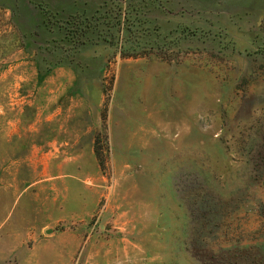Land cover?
Listing matches in <instances>:
<instances>
[{
    "label": "rangeland",
    "instance_id": "1",
    "mask_svg": "<svg viewBox=\"0 0 264 264\" xmlns=\"http://www.w3.org/2000/svg\"><path fill=\"white\" fill-rule=\"evenodd\" d=\"M0 264H264V0H0Z\"/></svg>",
    "mask_w": 264,
    "mask_h": 264
},
{
    "label": "water",
    "instance_id": "2",
    "mask_svg": "<svg viewBox=\"0 0 264 264\" xmlns=\"http://www.w3.org/2000/svg\"><path fill=\"white\" fill-rule=\"evenodd\" d=\"M49 232H51V230H49Z\"/></svg>",
    "mask_w": 264,
    "mask_h": 264
}]
</instances>
